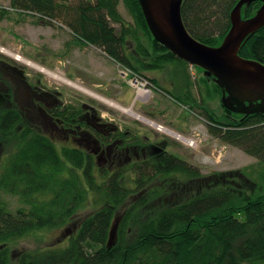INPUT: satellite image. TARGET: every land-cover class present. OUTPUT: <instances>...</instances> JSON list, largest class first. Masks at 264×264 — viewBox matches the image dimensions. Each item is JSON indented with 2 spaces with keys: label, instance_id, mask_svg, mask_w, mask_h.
I'll return each mask as SVG.
<instances>
[{
  "label": "trees",
  "instance_id": "obj_1",
  "mask_svg": "<svg viewBox=\"0 0 264 264\" xmlns=\"http://www.w3.org/2000/svg\"><path fill=\"white\" fill-rule=\"evenodd\" d=\"M74 1L12 3L45 22L63 19L81 45L101 48L157 89L162 86L144 71L175 63L187 89L186 99L176 100L195 114L201 108L212 134L257 157L261 179L253 181L243 171L206 174L166 144L121 131L85 107L55 106V133L27 122L17 107H0V140L14 145L0 187L26 204L13 212L0 202V264H264V113L244 115L222 106L219 114L205 106L211 89L222 98V88L205 74L201 91H192L190 63L154 38L139 0ZM238 1L184 0L182 16L194 37L218 46ZM261 5H245L246 17ZM239 54L264 64V27L247 37ZM210 82L206 98L203 89ZM91 196L96 209L76 221ZM73 221L76 230L62 246L23 249L17 256L10 247L35 230Z\"/></svg>",
  "mask_w": 264,
  "mask_h": 264
},
{
  "label": "rangeland",
  "instance_id": "obj_2",
  "mask_svg": "<svg viewBox=\"0 0 264 264\" xmlns=\"http://www.w3.org/2000/svg\"><path fill=\"white\" fill-rule=\"evenodd\" d=\"M74 2V0H67L66 3L72 5ZM24 10L13 5L12 0H0V47L2 48L0 49V79L5 83L2 85L8 87V90H4L0 86V96L11 97V99H0V107H17L27 122L37 125L38 129L48 133H55V130L52 129L51 120L45 117L39 105L52 107L58 100L63 106L85 107L92 117L104 119L121 131L136 134L154 145L166 144L167 150L198 165L206 174L243 171L247 178L260 181L261 164L258 158L241 148L223 142L212 134L201 108H195V114L186 106L159 93L153 84L147 87L136 82L132 72L118 64L104 50L92 44L81 45L80 40L68 29L63 19L56 18V21L45 22L38 19L39 16ZM119 10L126 24L132 25L133 18L123 2H120ZM242 14L245 17L244 10ZM113 24L117 31L121 29L119 24ZM139 39L149 44L143 34L139 35ZM128 43V46L134 49V41L129 40ZM5 50L60 73L67 79L123 107L132 108L139 117L78 87L55 79L43 70L20 61ZM173 66V64H164L161 68L144 71V73L164 88H169L172 87L174 80ZM186 68L192 82V91L196 93L201 91L204 69L192 64L186 65ZM212 85L213 83L210 82L203 89L206 98L209 97L207 87L211 88ZM142 89L150 91L149 94H151L140 95ZM45 90L52 94L47 99H35L32 95V93L35 95L34 91L39 93L38 95H43ZM211 90L212 99H207L205 106L221 114L223 112L221 96L215 90ZM141 117L155 124H150ZM159 125L169 131H175L182 137L179 138L161 129ZM2 139L3 142L0 140V176L14 151V145ZM188 139H194L196 143L191 144ZM105 165L108 164L105 163ZM89 199L83 205L80 215L75 218L76 221L96 209L92 196ZM0 202H5L7 208L13 212L26 206L20 195L4 191L1 187ZM76 224L73 221L71 224L35 230L11 242L10 247L17 256L23 249L62 246V241L76 230ZM65 244L66 242L63 246Z\"/></svg>",
  "mask_w": 264,
  "mask_h": 264
},
{
  "label": "water",
  "instance_id": "obj_3",
  "mask_svg": "<svg viewBox=\"0 0 264 264\" xmlns=\"http://www.w3.org/2000/svg\"><path fill=\"white\" fill-rule=\"evenodd\" d=\"M154 38L177 57L204 69L222 88L223 106L236 113H264V64L239 54L243 42L264 27V0H239L231 11V27L218 46L194 37L183 16L184 0H139ZM261 1L253 16L243 7Z\"/></svg>",
  "mask_w": 264,
  "mask_h": 264
},
{
  "label": "flooded vegetation",
  "instance_id": "obj_4",
  "mask_svg": "<svg viewBox=\"0 0 264 264\" xmlns=\"http://www.w3.org/2000/svg\"><path fill=\"white\" fill-rule=\"evenodd\" d=\"M173 68H174V80L172 83V87L169 88H164V86H162V88L158 89V92L175 100V102H178L176 99H186L187 97V89L185 86V82H184V77L182 75V71L180 69L177 68V65L175 63H173ZM0 86H2V88L4 90H8V87L3 86L2 84H5L1 79H0ZM35 95L32 93V95L35 97V99H47L49 96H51L52 94L45 90L43 95H38L39 93H37L36 91H34ZM32 96V97H33ZM53 97V96H52ZM0 99H11V97L8 95L7 97H3L0 96ZM54 99H58V98H54ZM179 103V102H178ZM42 104V103H40ZM60 104V102L58 100H56L55 105L52 107L50 106H45V105H39L40 109L42 110V112L44 113L45 117L48 118L49 120L53 119L52 115V110L55 106H58Z\"/></svg>",
  "mask_w": 264,
  "mask_h": 264
},
{
  "label": "bare ground",
  "instance_id": "obj_5",
  "mask_svg": "<svg viewBox=\"0 0 264 264\" xmlns=\"http://www.w3.org/2000/svg\"><path fill=\"white\" fill-rule=\"evenodd\" d=\"M0 49H2V48L0 47ZM5 51H6L7 53H9V54L14 55V56H15L17 59H19L20 61L26 62L27 64H29V65H31V66H34V67H36V68H39L40 70H43L44 72H46L47 74H49L51 77H53V78H55V79L61 80V81H63V82L69 83V84H71V85H73V86H75V87H78L79 89H81V90H83V91H85V92H87V93H89V94H91V95H93V96H95V97H97V98H100V99L103 100V101H106V102H108V103H110V104H112V105H114V106L119 107L120 109H122V110L125 111V112H128V113H130V114H132V115H134V116H138V117H139V115H138L137 113H135L134 110H133L132 108L123 107V106L119 105L118 103H115L114 101L109 100V99H107V98H105V97H103V96H101V95L95 93L94 91H92V90H90V89L84 87L83 85L78 84L77 82H74V81H72V80H70V79H67L65 76L61 75L60 73H57V72H55V71H51V70H49V69H47V68H45V67H43V66H41V65H38L37 63H34V62L30 61L29 59H26V58H24V57H21L19 54L17 55L16 53H14V52H12V51H9V50H5ZM140 95H143V96H146V95H147V96H149L150 94L148 95V93L145 91V89H142V90L140 91ZM148 98H149V97H148ZM141 118H143V117H141ZM144 119H145V118H143V120H144ZM145 120H146L147 122H150V124H155L153 121H150V120H148V119H145ZM156 126H157V125H156ZM158 127H160V128L163 129V130H167L168 132H170L171 134H173V135H175V136H178V134H177L175 131H169L168 129L162 127L161 125H159Z\"/></svg>",
  "mask_w": 264,
  "mask_h": 264
},
{
  "label": "built area",
  "instance_id": "obj_6",
  "mask_svg": "<svg viewBox=\"0 0 264 264\" xmlns=\"http://www.w3.org/2000/svg\"><path fill=\"white\" fill-rule=\"evenodd\" d=\"M139 78H140V79H139ZM134 80H136V82H138V83H142V85H145V86H147V87H148V85L150 84V82H149L147 79H145V78H141V77H138V78H137V76H136ZM145 91H146L148 94H149V92H150V91H148V90H146V89H145ZM178 137L180 138V137H182V136L178 134ZM188 140H189V142H191V144H195V143H196V141H195L194 139H188Z\"/></svg>",
  "mask_w": 264,
  "mask_h": 264
}]
</instances>
